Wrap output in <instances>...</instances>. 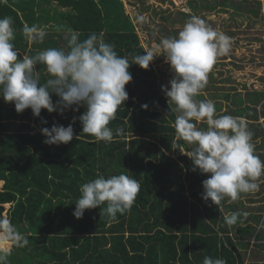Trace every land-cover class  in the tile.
Segmentation results:
<instances>
[{"label":"trees","instance_id":"16d2710c","mask_svg":"<svg viewBox=\"0 0 264 264\" xmlns=\"http://www.w3.org/2000/svg\"><path fill=\"white\" fill-rule=\"evenodd\" d=\"M207 1L208 10L227 13L231 7L227 1L222 3L224 7ZM188 2L190 12L180 11L187 21L201 11L197 1ZM160 10L167 15L162 19L170 20V6ZM232 11L236 12L235 8ZM5 16L14 20L18 58L50 47L66 48L68 29L80 33L81 40L91 33L102 35L130 64L133 55L146 54L140 26L125 0H0V18ZM205 17L207 25L214 28L208 14ZM25 23L46 30L43 42L30 43L23 37ZM160 29L166 37L179 33L177 29ZM154 42L160 44L161 40ZM216 64L224 61L219 59ZM37 71L40 83H45V67L37 65ZM129 71L133 78L126 85L128 100L109 124L114 132L123 128L124 135H114L109 143L82 133L79 116L85 106L74 105L63 114L42 109L36 117L30 108L17 113L14 104L0 98V217L10 219L28 240L24 247L12 244L0 248V253L8 252L9 264H202L206 256L222 258L226 264H264L245 262L243 252L254 235L260 238L257 225H264V176L256 181L259 190L241 193L235 201L227 197L219 205L204 201L202 181L210 174L193 170L186 151L194 146L176 138V106L162 91V86L170 88L162 80L170 81L175 73L158 70L153 61L148 69L132 64ZM209 84L207 81L195 99L213 101L218 116L230 115L212 98L221 95L229 99V93H212L207 90ZM262 92L251 100L264 102ZM59 99L52 95L54 103ZM234 102L232 116L241 118L252 131L256 148L259 138L264 143V120L260 121L264 115L259 116L257 108L250 105L242 108V97ZM54 124H72L73 140L58 146L44 143L41 129ZM197 126L207 128L203 121ZM254 154L264 161L261 149H255ZM121 173L133 176L141 185L130 211L118 214L113 221L102 205L85 210L81 219L74 217L83 183L99 175L107 178ZM233 212L240 215L235 225L228 226L225 216Z\"/></svg>","mask_w":264,"mask_h":264},{"label":"clouds","instance_id":"9594fccd","mask_svg":"<svg viewBox=\"0 0 264 264\" xmlns=\"http://www.w3.org/2000/svg\"><path fill=\"white\" fill-rule=\"evenodd\" d=\"M13 25L11 16L0 18V98L14 104L17 113L30 108L36 117L42 109L63 114L74 105L85 106L86 111L79 116L82 133L105 143L112 142L114 135L122 137L125 130L116 128L114 132L109 124L119 106L128 100L126 85L133 78L129 68L136 64L148 69L158 56L156 52L145 50L144 55L135 54L130 64L102 35L91 33L81 40L80 33L68 29L66 48L50 47L18 58ZM22 35L35 43L43 42L47 32L37 24L25 23ZM230 48L229 36L196 16L185 23L178 35L163 38L158 46L175 73L169 81L170 88L162 86V91L176 106V138L194 146L186 155L192 160L194 171L199 169L203 174H210L202 181V199L215 205L226 197L235 201L241 193L258 190L260 185L256 181L264 176V161L254 154L253 133L245 122L232 115L218 116L213 101L195 99L207 84L216 58ZM37 65H43L48 74L43 84ZM53 94L60 98L56 103L52 100ZM202 121L206 122V129L197 126ZM41 132L46 137L43 142L48 145L68 144L74 136L72 124L67 127L54 124L50 129L42 128ZM140 190L141 185L133 176L99 175L80 186L81 195L75 202L73 215L81 219L85 210L106 205L103 211L114 221L118 214L131 210ZM239 215L233 212L225 216V223L235 225ZM0 241L17 247L28 244L27 238L4 217H0ZM7 255V251L0 253V264H7ZM202 264H226V261L206 256Z\"/></svg>","mask_w":264,"mask_h":264},{"label":"rangeland","instance_id":"374dc122","mask_svg":"<svg viewBox=\"0 0 264 264\" xmlns=\"http://www.w3.org/2000/svg\"><path fill=\"white\" fill-rule=\"evenodd\" d=\"M188 1L125 0L129 12L132 16L134 15L135 22L140 26L141 41L144 42L147 50H152L158 55L153 60L158 70L173 72L170 64L166 62L162 55V50L158 49L160 44H156L154 40L156 38L162 40L167 36L160 27H164L165 29L170 28V31L173 29H177L178 32L182 30L187 20L183 18V15L180 16V11H184V13L190 12L191 9ZM195 1L198 2L199 9L201 10L197 17L203 19L208 24L205 17L208 14L211 22L216 25L213 29L231 38L230 50L226 54L218 56L213 66L216 71V79L213 80L211 78L213 68L208 74L210 86L207 90H212V93L216 90L219 94H222L221 91L229 93V99L221 95L212 96V98H214L215 102L222 103V111L228 112L230 115L233 114V109L236 107L234 100L238 97L243 98L242 108H244V105H250L251 108H257L259 116L264 115V102L259 103L255 102V99L251 100L255 94L261 91L264 94V0H209L214 1L218 6H222V3L227 1L231 5L227 13L208 10L206 6L207 0ZM144 5L147 7H143ZM169 6V12L171 13L169 15L170 20L165 21L162 17L167 15L160 9ZM234 8L236 12L232 11ZM157 12L160 14H157ZM219 59L220 61L223 60L224 64L217 65L216 63ZM162 81L164 85H169L168 79ZM263 120V118L260 119V121ZM254 149H261L264 153V143H261V138L256 142V148L254 147ZM1 185L2 183H0V187ZM245 197H242V199ZM8 206L7 204L6 207ZM257 227L256 234H260V238L254 235L250 239V242L249 239L247 240L249 246L246 250H243L245 262H264V225L259 224ZM11 246L10 242L5 243L0 241V248L6 247L7 249Z\"/></svg>","mask_w":264,"mask_h":264},{"label":"crops","instance_id":"0c3cea01","mask_svg":"<svg viewBox=\"0 0 264 264\" xmlns=\"http://www.w3.org/2000/svg\"><path fill=\"white\" fill-rule=\"evenodd\" d=\"M63 9H68V7H62ZM26 55V53H23V56Z\"/></svg>","mask_w":264,"mask_h":264}]
</instances>
